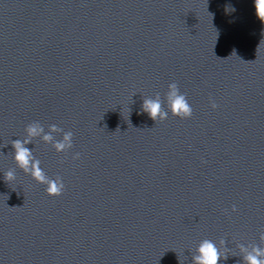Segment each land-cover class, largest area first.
<instances>
[{
    "label": "water",
    "instance_id": "water-1",
    "mask_svg": "<svg viewBox=\"0 0 264 264\" xmlns=\"http://www.w3.org/2000/svg\"><path fill=\"white\" fill-rule=\"evenodd\" d=\"M173 80L192 115L155 122L143 96L163 100ZM33 120L74 134L66 153L28 145L64 189L49 196L19 169L0 179V264H191L201 239L222 237L221 264H236L239 243H260L252 0H0V170Z\"/></svg>",
    "mask_w": 264,
    "mask_h": 264
},
{
    "label": "clouds",
    "instance_id": "clouds-1",
    "mask_svg": "<svg viewBox=\"0 0 264 264\" xmlns=\"http://www.w3.org/2000/svg\"><path fill=\"white\" fill-rule=\"evenodd\" d=\"M254 14L256 18L264 24V0H252ZM234 11V7L231 8ZM212 16V13H211ZM219 32L216 31V37ZM210 106L215 109L217 104L210 100ZM140 111L146 113L149 118L165 120L169 115L181 119L192 115L193 108L186 94L182 92L175 80L167 84V91L163 100L159 92L153 96H143ZM23 138H16L10 141L12 160L15 167L0 170L6 183L12 182L16 178V169L24 174L30 175L37 183L45 185V193L49 196L60 195L64 189V182L59 175L49 176L41 167V160L34 154L33 148L28 147L35 138H39L44 143H50L57 153H66L73 147V132L64 130L56 124H49L47 130L38 120H33L26 124ZM59 137V138H57ZM79 152L72 153V158L77 159ZM235 210V205L232 206ZM260 243L255 242L239 243L240 260L236 264H264V231L259 234ZM221 245L226 247V241L222 237L219 243L216 240L201 239L194 248L190 250L191 264H221L227 259L226 251Z\"/></svg>",
    "mask_w": 264,
    "mask_h": 264
}]
</instances>
